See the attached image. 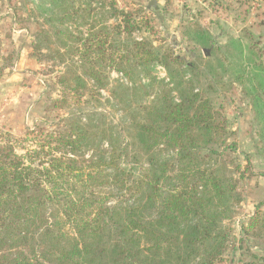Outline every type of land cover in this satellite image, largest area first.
Listing matches in <instances>:
<instances>
[{"label":"trees","instance_id":"16d2710c","mask_svg":"<svg viewBox=\"0 0 264 264\" xmlns=\"http://www.w3.org/2000/svg\"><path fill=\"white\" fill-rule=\"evenodd\" d=\"M40 1L50 10L31 47L62 89L44 110L51 114L69 101L72 109L56 114V122L44 117L25 127L18 139H0V264H264V199L233 230L244 180L253 172L247 157L242 164L232 155L236 143L216 100L220 78L211 73L212 62L206 70L197 64L200 55L186 62L133 36L152 31L140 2L124 9L116 0ZM246 1L234 3L245 12ZM219 4L214 1L216 10ZM189 28L184 34L194 52L205 45L206 32ZM249 44L247 72L257 81L245 90L255 116L249 128L264 162V48ZM55 57L66 64L60 72ZM157 63L168 81L152 74ZM106 68L129 81L132 97L143 93L135 104L117 100L123 115L116 121L97 107H77L87 80L97 96L107 91ZM122 85L115 80L111 97L120 96ZM259 174L264 177V167Z\"/></svg>","mask_w":264,"mask_h":264},{"label":"rangeland","instance_id":"374dc122","mask_svg":"<svg viewBox=\"0 0 264 264\" xmlns=\"http://www.w3.org/2000/svg\"><path fill=\"white\" fill-rule=\"evenodd\" d=\"M116 1L119 7L124 9L129 6H140L137 5V2H140L142 11L150 17L152 31H136L132 33L133 36H146L160 49V53L179 55L186 62L198 59L195 55H200L201 59L197 61V64L206 70L210 69V67L207 68L208 62H212L211 73L218 74L220 78L217 84L216 100L222 101V112L227 118L228 129L233 132L231 139L236 143V152L232 155L236 156L237 161L242 164H245L247 157L253 172V175H247L244 180V199L239 206L237 216L232 221L233 230L238 233V222L252 212L253 202L264 199V177L259 174L263 170L264 162L255 153L257 138L254 137V129L249 128V121L255 116L248 106L251 101L249 96L251 92L245 91L247 88L252 90L250 87L257 82L254 80V74L247 72L253 67L252 49L248 50V45H250L249 42H256L259 48H264V0H247L245 12L243 7L234 3L235 0ZM214 1H220L223 4L219 5H226V7L218 5L219 10H216ZM76 4L79 6V2ZM45 9L48 12L50 10L47 5H42L40 0H0V66L6 65L5 73L0 75L1 140L6 134L8 138L18 139L25 127L34 128L44 117H47L49 122H56L58 117L56 114L64 115L72 109L67 107L71 104L69 101L67 106L56 109L51 114L44 110L49 99H57L62 95V89L52 78L53 74H45L44 65L36 61V51L33 52L31 47L32 43H36V27L42 25ZM113 22L110 20V25ZM23 24L28 25V28H23ZM66 25L71 26L73 30L80 29L76 27V24L67 22ZM193 25H199L204 29L206 41L204 49L199 46L191 52L184 32L188 30V27L192 29ZM47 27L49 28L48 24ZM59 28L61 26L56 24L55 29ZM81 30L84 31L85 27L81 26ZM235 40H238L236 46L232 42ZM52 45L53 49L57 47L55 43ZM73 47L71 50L75 51V45ZM240 47L243 48L242 52L239 51ZM239 53H241L240 57ZM7 56L12 57L10 62L7 61ZM55 59V71L60 72L66 64L61 63L58 57ZM70 59L74 66L79 64L78 55H72ZM228 61L232 68L230 70L227 69ZM105 72L109 80L107 91L101 90L100 95L97 96L94 86L87 80L88 90L82 99L84 102L77 107H97L98 111L106 113V117H112L109 119L116 121L123 115L121 104L116 105L117 100L131 99L135 104L143 93L139 90L132 97L131 92L127 90L129 81L125 77L109 68H106ZM152 74L168 81V75L162 63L154 65ZM237 74L244 76L242 83L236 81ZM259 75L264 78V72ZM115 80L123 83L116 88V93L120 95L117 98L111 97L110 93V89H114ZM206 82L204 78H201L202 85ZM91 97H97L98 100ZM16 151L21 152L19 149Z\"/></svg>","mask_w":264,"mask_h":264}]
</instances>
